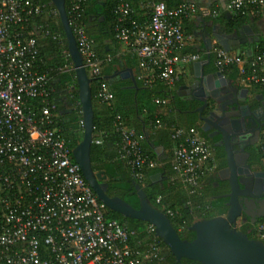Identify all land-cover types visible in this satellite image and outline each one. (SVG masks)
Segmentation results:
<instances>
[{"label":"built area","instance_id":"2783aa9c","mask_svg":"<svg viewBox=\"0 0 264 264\" xmlns=\"http://www.w3.org/2000/svg\"><path fill=\"white\" fill-rule=\"evenodd\" d=\"M87 1L68 0V23L92 80L100 77L102 61L79 21ZM147 7L149 20L139 24L130 19V6L121 2L116 7L115 39L121 51L139 61L143 71L154 73L158 81L174 88L180 69L201 60L198 53H182L187 37L178 22L194 16L197 6L183 2L168 9L158 2ZM225 8L231 14H258L264 9V0H228ZM56 15L52 3L0 0V264L160 262L162 248L153 227L145 229L151 239L137 240L136 248L131 245L135 231L105 217L106 207L82 177L71 148L54 126L57 113L50 100L49 78L36 68L37 37L61 39L34 20ZM209 53L218 72L230 65L238 68L242 87L264 85V45L249 61L240 54L227 53L216 43L211 44ZM64 70L73 71L72 63ZM146 77L148 74H142L137 79ZM96 97L101 103L112 101L105 82H98ZM114 129L120 139L118 158L127 161L131 177L142 184L145 171L157 163L142 152V137L126 127L120 116L115 118ZM170 135L175 142L171 159L175 174L170 180L195 193L202 175L214 168L210 146L194 129L175 128ZM93 141L100 144V139ZM258 146L264 152V131ZM162 211L169 218L176 216L166 207ZM254 239L264 243V220L255 225Z\"/></svg>","mask_w":264,"mask_h":264},{"label":"trees","instance_id":"16d2710c","mask_svg":"<svg viewBox=\"0 0 264 264\" xmlns=\"http://www.w3.org/2000/svg\"><path fill=\"white\" fill-rule=\"evenodd\" d=\"M44 3H51L50 0H40ZM130 6V19L136 20L139 24H144L149 20L150 7L154 3L163 2L168 9H172L187 0H88L82 6L79 13V21L84 26L86 35L93 41V49L97 57L102 61L100 77L91 80L92 110H93V133L92 145L90 149V159L92 169L104 171L107 184L106 194L109 197L117 196L134 209L139 207V199L136 195L135 185H138L144 192L146 199L151 206L160 212L166 207L176 213V216L169 221L178 233L180 239L191 241L194 233L188 231V227L196 220L208 219L222 215L226 211L224 206L226 199L214 195L218 192L212 190V178L214 171L202 175L199 179L200 189L195 193L183 188L178 181H171L175 174L171 165L172 148L174 140L171 139V131L175 128L194 129L204 140L199 129V119L197 112V102H185L175 95L172 88L158 81L154 73L143 71L139 61L127 52L121 51V46L115 39L114 24L116 23V7L121 3ZM53 7V5H52ZM54 8V7H53ZM65 10L68 21H70L68 0H65ZM248 18L260 19V13L231 14L229 16L220 15L216 21H220L230 32L235 27L244 23ZM36 25H46V29L51 33L60 35V41L52 39L50 36L37 37L38 60L36 68L39 73H44L49 78V88L51 89L50 100L56 106L57 117L54 126L66 139L68 146L72 149L82 139L83 126L81 119V108L78 102L77 86L74 78V71L66 72L65 65L71 64L68 56L65 36L59 21L58 14L48 19L43 16L34 20ZM178 22L183 30L184 36L191 33V29L186 22L187 19L179 18ZM264 39L251 46L252 55L246 57L249 61L262 49ZM182 53H196V51L186 43ZM208 71H218L214 65V57L208 53ZM207 55L203 58H207ZM121 66L130 68L133 72V85L131 78L120 82H110L106 78L116 74ZM231 81H239V70L235 65L225 67L221 72ZM147 79L138 80L140 75ZM148 82L146 83V81ZM105 82L113 94V99L109 103H101L96 97L98 82ZM181 76L175 87L180 83ZM264 85L254 86L252 90H262ZM156 101H163L159 103ZM34 102L35 101H31ZM120 116L124 125L132 129L138 136L142 137L141 150L151 160L157 163V167L145 171L143 183L136 182L130 174L126 160L118 158L119 135L115 132L114 121ZM157 122L160 124L158 127ZM100 139V144H95L93 140ZM206 141V140H205ZM207 142V141H206ZM156 149H160L159 152ZM249 162L259 169L264 165V152L257 145L248 148ZM224 153L215 155L212 159L214 168L219 169L224 166ZM160 174L162 182L153 183L151 178ZM227 184L223 189L227 191ZM226 191L223 190V193ZM221 194V193H220ZM159 199L157 203L156 200ZM105 217L113 219L123 224L129 230L136 233L131 245L136 248V241L149 240L145 229L149 224L142 221L124 218L106 208ZM264 219H261L262 221ZM250 238L254 239V228ZM252 236V237H251ZM162 248V260L151 262L150 264H199L197 262L182 259L180 263L170 254L168 248L157 238ZM143 243L141 245V248Z\"/></svg>","mask_w":264,"mask_h":264},{"label":"water","instance_id":"95a60500","mask_svg":"<svg viewBox=\"0 0 264 264\" xmlns=\"http://www.w3.org/2000/svg\"><path fill=\"white\" fill-rule=\"evenodd\" d=\"M50 2L58 14L65 36L68 56L73 66L74 78L77 86L78 102L81 108L83 126L82 139L71 149V155L74 162L78 165L82 177L91 188L97 200L104 204L108 210L115 212L124 218L142 221L151 225L154 229V236L162 241L178 263H180L182 259H186L199 264H264V243L250 238L248 236L250 233L249 230L243 232L236 228L237 218H239L241 214L252 219L254 218V220H251V224H255L258 219H264V193L257 190L259 179L264 182V171L259 169L252 170L248 164H245V172L243 174H245L250 180L244 182L242 178H239L241 177V174L240 176H236L234 173L230 172L231 151L227 141L228 136L224 134L222 130L215 128L218 132L217 134L221 136V140L223 141L221 146L223 148V153L226 156L227 170L225 174L228 191L222 196V198L226 199L224 204L226 211L222 215L196 220L191 223L188 227V231L194 233V238L191 241L180 239L168 217L150 205L143 190L138 185H135L136 195L139 199V207L137 209H134L117 196L109 197L106 194L107 184L105 183L106 176L104 171L100 170L94 172L90 159L93 133L91 79L86 74L81 55L77 50L68 23L65 10V0H50ZM207 26L212 28L213 39L226 52L238 51L239 46L245 42L239 40V36L236 32H233L232 34L220 33L218 25L213 24L212 22L208 23ZM257 40L258 38L255 39V41ZM210 46L211 36H207V39L205 40L207 54ZM248 52L250 55L251 49ZM208 64V55L205 61H199L193 64L195 80L190 85L188 91V94L192 93V97L189 100H195L200 104L197 109L199 117L201 116V112L208 107V98L214 105H218V101H215V98L211 95L212 90L215 94L221 95L225 92L223 86L227 85V87L234 91L233 94H236V91H238L237 87L233 86L232 81L220 72H216L206 77L203 70ZM128 72H130V75L132 74L131 70ZM111 78L112 77H107L106 79ZM131 79L133 85H135L133 75H131ZM206 80L210 82V85L203 84ZM201 84L204 86L200 88V92H195L193 88L198 87ZM244 91L246 92L247 90L244 89ZM196 95H198V97H196ZM199 95L201 96L199 97ZM232 104H234V106L229 111L234 112L233 114L237 115V109L235 107L236 103L234 102ZM225 110L228 111V108L226 107ZM234 118L240 120L239 116ZM205 120L206 119L202 118V121ZM231 122L233 123L234 120H231ZM255 143L256 141L251 142L248 146H253ZM244 148L245 146L242 147V150H244ZM156 151L159 152L160 149H156ZM243 157L244 160L247 161L248 155L246 153L243 154ZM161 178L160 174H156L151 180L153 183H161ZM248 184L251 185V190L247 189ZM258 198L261 200L257 201ZM248 204L253 205L256 209L253 215L245 210Z\"/></svg>","mask_w":264,"mask_h":264},{"label":"flooded vegetation","instance_id":"af4514ba","mask_svg":"<svg viewBox=\"0 0 264 264\" xmlns=\"http://www.w3.org/2000/svg\"><path fill=\"white\" fill-rule=\"evenodd\" d=\"M233 32H236L238 34L239 40L245 41L242 45L252 46L253 44L258 43L259 41L264 39V17L260 19L248 18L244 23L240 24L238 27H235L227 34H232ZM256 38H258L257 41H255ZM203 84L210 85V82L206 80L203 82ZM203 84L193 88V90L195 92H200V88L204 86ZM232 84L238 89V91H236V94H233L234 91L227 87V85L223 86L225 92L221 95L215 94V92H212V90L211 95H213L215 101H218V105H214L213 102L208 98V107L201 112L200 117L199 113L197 112V109L200 106L198 102V107L195 111L198 113L197 116L199 119L198 123L201 135L205 138L208 145L210 146L212 159L215 155L217 156L223 152V148L221 146L223 141L221 140V136L217 134L218 132L215 129L217 128L219 130H222L224 134L228 136L227 141L229 143V149L231 151L230 172L234 173L236 176H240L241 174V177L239 178H242L244 182L250 180L245 176V174H243L245 172V164H248L252 168V170L257 169L254 167L256 166L255 164L251 165V162H249L248 148L258 145L260 136L264 131V89L252 90L244 88L239 84V81H232ZM244 89H246L247 91L245 92ZM200 96L201 95H199V97ZM191 97L192 93L183 96L182 100L187 102H196L195 100H189L191 99ZM196 97H198V95H196ZM234 102L236 103L235 107L237 109V115L233 114L234 112L229 111L234 106V104H232ZM226 107L228 108V111L225 110ZM234 115L239 116L240 120L235 119L234 117L236 116ZM202 118L206 120L202 121ZM231 120H234V122L232 123ZM255 141L256 143L253 146H248V144ZM244 146L245 148L244 150H242V147ZM244 153L248 155L247 161L244 160ZM223 159L225 161L224 166L217 169V171H215L216 167L213 168L214 177L212 178V182L209 183L212 190L219 193V195H214V198L222 197L228 191V188L227 191L223 189L226 183L225 173L227 170L225 155ZM259 170L264 171V165L263 167L260 166ZM247 187V189L249 190L252 189L251 185L249 184L247 185ZM223 190L226 192L223 193ZM257 190L264 193V182L261 181V179H259ZM260 200V198L257 199V201ZM245 210L252 215L256 211L254 206L251 204H248ZM251 220H254V218L252 219L244 214H241L240 217L237 218L236 228L243 232L249 230V235H251L255 224H257L261 219H258L255 224H251Z\"/></svg>","mask_w":264,"mask_h":264},{"label":"crops","instance_id":"0c3cea01","mask_svg":"<svg viewBox=\"0 0 264 264\" xmlns=\"http://www.w3.org/2000/svg\"><path fill=\"white\" fill-rule=\"evenodd\" d=\"M187 1L192 2L197 6V13L194 16L188 18L186 22L188 25H190L189 29H191V33L189 34V36H187V44H189L196 51V53L200 55V59H201L200 61H205V58L203 57L207 55L206 47H205V40L207 39V36H211V44H215V43L218 44L212 37V28L207 26L208 23L212 22L213 24L218 25V30L220 33H229L227 32L226 27H224V25L220 23V21L219 22L216 21V19L220 17V15H225V16L231 15V13H229L225 8L228 0H187ZM213 14L215 15L214 17ZM260 17L261 18L264 17V9L262 12H260ZM250 49L251 46H244L241 44L239 46L238 51H230L227 53L232 55H236L237 53H239L240 56L246 58L252 55V50H251V54L249 55L248 51H250ZM208 65L204 67L203 70L204 75L208 76L218 72V71H212V72L208 71ZM130 70H131L130 68L120 65V68L116 71V74L109 76L112 78L107 80L116 83V82L124 81L126 79H130L131 75H133V74L130 75V72H128ZM180 71H181V81L177 85V87H174L172 89L174 90L175 95L182 100L183 96H186L188 94L189 87L195 80L193 64L182 67Z\"/></svg>","mask_w":264,"mask_h":264},{"label":"rangeland","instance_id":"374dc122","mask_svg":"<svg viewBox=\"0 0 264 264\" xmlns=\"http://www.w3.org/2000/svg\"><path fill=\"white\" fill-rule=\"evenodd\" d=\"M180 184V183H179ZM182 185V184H181ZM183 186V185H182ZM183 188H185L184 186H183ZM185 189H187V188H185ZM188 190V189H187ZM256 225V224H255Z\"/></svg>","mask_w":264,"mask_h":264}]
</instances>
